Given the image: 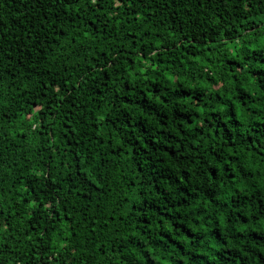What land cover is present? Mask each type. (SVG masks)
<instances>
[{"label":"trees","instance_id":"obj_1","mask_svg":"<svg viewBox=\"0 0 264 264\" xmlns=\"http://www.w3.org/2000/svg\"><path fill=\"white\" fill-rule=\"evenodd\" d=\"M0 264H264V0H0Z\"/></svg>","mask_w":264,"mask_h":264},{"label":"snow or ice","instance_id":"obj_2","mask_svg":"<svg viewBox=\"0 0 264 264\" xmlns=\"http://www.w3.org/2000/svg\"><path fill=\"white\" fill-rule=\"evenodd\" d=\"M92 2H93V3H96V2H97V0H92Z\"/></svg>","mask_w":264,"mask_h":264}]
</instances>
